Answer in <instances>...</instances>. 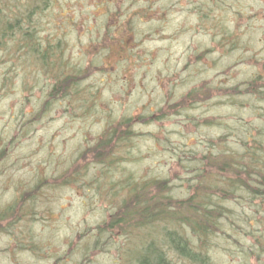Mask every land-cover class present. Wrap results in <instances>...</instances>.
Returning <instances> with one entry per match:
<instances>
[{
	"label": "rangeland",
	"instance_id": "obj_1",
	"mask_svg": "<svg viewBox=\"0 0 264 264\" xmlns=\"http://www.w3.org/2000/svg\"><path fill=\"white\" fill-rule=\"evenodd\" d=\"M26 1L10 5L18 13ZM30 3L39 40L54 46L47 61L84 76L62 96L52 92L54 79L39 58L0 63V205H26L29 196L34 202L9 234L0 222V264H135L139 237L119 226L99 231L116 212V196L127 195L118 187L114 197L109 181L125 174L162 179L173 198H186L200 158L223 151L233 160L243 145L264 146V98L247 85L264 83V0ZM109 42L117 48L108 50ZM191 90L209 98L183 99ZM123 117L133 121L129 153L113 165L92 162L107 124ZM84 166L89 170L68 182ZM240 194L226 203L236 230L226 216L227 234L215 230L213 264H241L242 249L255 243L251 235L264 232L262 211ZM161 224L146 229L142 241L156 239Z\"/></svg>",
	"mask_w": 264,
	"mask_h": 264
},
{
	"label": "trees",
	"instance_id": "obj_2",
	"mask_svg": "<svg viewBox=\"0 0 264 264\" xmlns=\"http://www.w3.org/2000/svg\"><path fill=\"white\" fill-rule=\"evenodd\" d=\"M16 1L21 2V0ZM31 1H26V5L21 4L22 9L15 13L10 0H0V63L6 59L22 62V59L25 60L27 57L39 58L40 67L48 71L54 79L52 92H58L63 96L68 89H75L78 86L81 76H84L83 71L78 69L76 73L66 74L62 70L63 66L58 70L54 61H47L54 46L52 47L48 41L42 44L39 40L38 29H35L33 19H29L36 5V3H30ZM43 1L49 3L51 0ZM120 44L121 42L117 46L120 47ZM106 48L111 50L117 47L116 44L111 45L109 42ZM247 85L250 92L259 95L261 99L264 98V90H260V87H264V83L259 86L255 80H251L247 82ZM236 92L237 87L233 88V93ZM200 95L198 90H191L182 98L193 103L209 98L207 92ZM132 125L131 117H123L108 123L102 132L101 139L94 144L91 161L101 165H113L114 162L117 163L120 158L127 155L129 151L126 147L132 145ZM220 138H218L219 142H221ZM251 142L253 145L260 143L256 139ZM260 148L261 145H257L254 149L243 145V154H240V158L233 156V160L225 156L223 151L200 158V162H196L200 165L203 163L202 167L197 168L198 165H194L195 181L191 183V188L193 187L195 191L186 198H173L169 193L170 187L162 179L140 181L133 174H125L113 182L109 181L108 188L112 190L114 197V192L118 187L127 195L125 197L116 196L118 201L115 204L116 212L111 214L110 219L103 228H99V231L103 232L101 234L111 233L119 226L123 234L139 237L143 245L137 249L138 254L132 256L135 264H178L177 262L180 264H213L210 248L215 239L213 237L217 234L215 230H219L223 235L227 234L221 226L223 216H226L233 226V210L226 203L234 198L237 191L242 194L238 195L239 197L254 207L256 214L262 211L260 220L264 228V160L262 161L259 156ZM124 149L125 151L121 152ZM261 149H264V146ZM203 159L206 160V164L202 162ZM87 168L84 166L81 171L74 170L70 173L71 175L69 174L68 182L79 180ZM208 171L214 173L211 181H208V176H206ZM19 199L21 201L23 198ZM24 203L26 205H22L23 203L20 205L17 200L6 206L0 205V222H5L2 231L9 234L13 230L14 221L19 216H25L22 211L26 209L29 212L32 209L30 207H34L30 196ZM156 223H162V230L158 231L157 238L151 239L150 237L147 242H143V232ZM233 230H236L234 226ZM151 232L149 231V236ZM259 232L261 234L258 236L261 238L251 235L255 243L247 244V249H242L244 259L241 264H252L249 255H255L257 262L254 264H264L261 260V256L264 255V232ZM245 234L247 235L248 232Z\"/></svg>",
	"mask_w": 264,
	"mask_h": 264
}]
</instances>
